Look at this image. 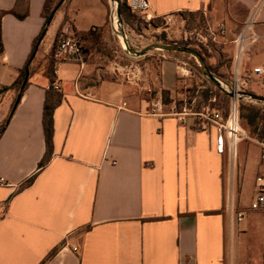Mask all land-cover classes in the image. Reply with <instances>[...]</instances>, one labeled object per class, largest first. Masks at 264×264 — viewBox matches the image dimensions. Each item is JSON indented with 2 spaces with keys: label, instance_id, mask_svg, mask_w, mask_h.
<instances>
[{
  "label": "crops",
  "instance_id": "0c3cea01",
  "mask_svg": "<svg viewBox=\"0 0 264 264\" xmlns=\"http://www.w3.org/2000/svg\"><path fill=\"white\" fill-rule=\"evenodd\" d=\"M18 0H0V11ZM46 0L2 19L0 50V264H236L237 227L227 213L232 167L216 147L217 131H200L111 81L94 82L91 62L55 60L63 95L54 112V150L43 124L49 56L65 16L77 32L108 33L103 0H65L30 62L29 85L9 121L19 77L42 31ZM150 17L204 12L226 28L219 69L264 97V0H149ZM22 4L21 11L25 8ZM256 9L258 40L237 61L235 42ZM177 64L163 62L162 86H175ZM54 83V84H55ZM241 144V143H240ZM249 158V157H248ZM247 158V167L252 165ZM264 173V161L255 162ZM246 167V168H247ZM249 168V167H248ZM32 176L34 182L24 187ZM247 189H256V178ZM242 236L249 240L250 222Z\"/></svg>",
  "mask_w": 264,
  "mask_h": 264
},
{
  "label": "rangeland",
  "instance_id": "374dc122",
  "mask_svg": "<svg viewBox=\"0 0 264 264\" xmlns=\"http://www.w3.org/2000/svg\"><path fill=\"white\" fill-rule=\"evenodd\" d=\"M110 6L108 33L102 36L103 51L90 50L87 61L91 62L94 82L111 81L125 87L129 96L143 100L150 109H160L165 114L174 112H202L207 109L219 110L223 117H228L231 97L217 87L201 70L199 61L185 54H168L163 50H152L144 56H135L126 49L121 29L124 28L131 47L142 50L149 45L177 44L186 46L201 53L208 67L219 66V52L222 51V34L204 12H182L175 15L155 17L151 20L135 15L132 26L118 25L117 3L107 0ZM127 0H121L127 5ZM134 15V14H133ZM107 51V52H105ZM108 53V54H106ZM110 54V56H109ZM49 60V56L47 55ZM170 60L176 63L177 74L175 86L167 90L162 86L163 62ZM50 61V60H49ZM50 63V62H49ZM223 87L232 94L236 79L229 73L217 69L213 73ZM220 89L221 92L218 90ZM241 91L256 94L251 87L245 86ZM226 95H224V94ZM258 95V94H256ZM255 105L264 108V102L249 97L240 99V124L250 138H254L256 129L248 125V112H242V106ZM1 127V126H0ZM255 129V130H254ZM241 143V144H240ZM238 144L236 155L227 153L232 167V185L227 190V213L237 227L236 247L231 258L236 264H264V212L250 209L256 189H247L244 183L252 185L258 176L264 177L263 171H256L255 162L259 160L260 149L252 139H245ZM249 157V158H248ZM247 158L253 162L247 167ZM247 167V168H246ZM240 214L245 215L238 221ZM250 222L249 240L242 233L246 232Z\"/></svg>",
  "mask_w": 264,
  "mask_h": 264
},
{
  "label": "built area",
  "instance_id": "2783aa9c",
  "mask_svg": "<svg viewBox=\"0 0 264 264\" xmlns=\"http://www.w3.org/2000/svg\"><path fill=\"white\" fill-rule=\"evenodd\" d=\"M127 5L130 10L144 18L153 19L148 14L152 6L149 0H127ZM256 9L248 17L244 30L238 34L235 42L238 46L237 61L240 60L242 54L246 51V43H254L258 40V35L254 30ZM218 31L224 35L226 28L223 24L218 25ZM54 58L60 62L75 63L83 67L86 64V55L83 42L77 37L75 29L66 24L60 33L57 46L54 50ZM254 73L260 77H264V70L262 68H255ZM234 93L231 97L228 117L225 119L219 110L207 109L202 112L189 113L187 110L183 112H174V115L180 121H184L186 117H194L196 128L200 131H217L216 147L219 153H226L236 155L238 144L245 139H252L260 149L261 160L264 161V122L260 123L255 133L254 138H250L247 132L240 124V99L239 94L241 88L248 85L246 79L236 80ZM54 88L59 90V85L54 84ZM5 181L0 178V185H4ZM250 209L254 211L264 212V177L258 176L256 178V194L251 202ZM245 219L244 214H240L238 221Z\"/></svg>",
  "mask_w": 264,
  "mask_h": 264
},
{
  "label": "trees",
  "instance_id": "16d2710c",
  "mask_svg": "<svg viewBox=\"0 0 264 264\" xmlns=\"http://www.w3.org/2000/svg\"><path fill=\"white\" fill-rule=\"evenodd\" d=\"M62 0H46L43 6V10H42V15L45 18V24L42 28L41 33L39 34V36L36 38L35 42H34V47H33V51L29 57V60L27 62V64L25 65V67L21 70V73L19 75V77L17 78V80L10 86L7 87L8 89H14L16 91V97L15 100L12 104L10 113L6 119V122L9 121V119L11 118L12 114L14 113L17 105L19 104L22 94L23 92L26 90V88L29 85V80L28 82L24 85V81L27 77V75L30 78V62L33 59L34 53L37 50L39 44L43 41V39L45 38V35L47 33L48 27L51 24V22L54 19L55 13L57 10H60L61 7L63 6V4L61 6L60 2ZM106 4H108L107 0H103ZM22 4H25V8H23L21 11H19V8ZM121 12H122V17L123 20L126 24L132 26V20L134 19L135 15H138L134 12H132L130 10V8L126 7L125 4H122L121 6ZM14 14L17 18L19 19H25L29 13V4H28V0H18L17 1V5L14 9L9 10V11H0V50H2V19L3 17L8 14ZM134 14V15H133ZM69 17L68 15L65 16V20L63 23V27L66 24H69ZM62 27V28H63ZM62 28L59 30L56 39L54 41L52 50L49 54V68H48V77H49V89L47 91L46 94V99H45V103H44V115H43V124H44V131H45V138H46V154L43 158V160L40 162L39 164V168H44L50 161L52 154H53V150H54V142H53V137H54V112L55 109L61 104L62 100H63V95L62 93L59 92V90H56L54 88V83H55V58H54V50L57 46L58 43V39L61 33ZM77 37L83 42V46H84V50H85V55H86V61L89 57L90 54V50L95 49L98 51H103L104 48H101V44H102V36L103 33L100 29L95 28L93 30H90L88 32H77ZM90 49V50H89ZM196 51V50H195ZM107 52V51H105ZM168 54L172 55V54H185L187 56H191L189 54L186 53H182V52H178V51H171L168 52L166 51ZM198 52V51H197ZM199 53V52H198ZM108 54V53H106ZM201 54V53H200ZM110 56V54H109ZM193 60L196 62L194 57ZM208 67V66H207ZM219 68H212V67H208V69L212 72L215 73L216 70ZM200 70L203 72L202 68H200ZM220 92L221 90L218 89ZM224 94V93H223ZM226 95V94H224ZM248 112L249 115L248 117L245 116L244 114L242 115V118L244 119H248V125L251 127H254L257 131L259 124L262 122H264V108L261 107H257L255 105H246V106H242V112ZM5 125H2L0 127V134L1 131L4 129ZM254 129V130H255ZM35 180V176L30 177L25 183H24V187L31 185Z\"/></svg>",
  "mask_w": 264,
  "mask_h": 264
},
{
  "label": "water",
  "instance_id": "95a60500",
  "mask_svg": "<svg viewBox=\"0 0 264 264\" xmlns=\"http://www.w3.org/2000/svg\"><path fill=\"white\" fill-rule=\"evenodd\" d=\"M65 0H62L60 2L61 6L64 3ZM115 2L117 3V18H118V25L122 26L123 25V17H122V12H121V6H122V2L121 0H115ZM122 32V37H123V41L125 44L126 49L129 51L130 54L135 55V56H144L146 55L149 51L152 50H163V51H178V52H182V53H186L189 54L193 57H195L199 63L200 66L203 70V73L217 86L219 87L221 90H223L224 92H226L227 94L233 95L229 90L225 89L223 87V83L208 69L206 61L204 59V57L198 53L197 51H195L194 49H191L189 47L186 46H180L177 44H160V43H155L152 45L147 46L146 48L142 49V50H135L131 47L127 35L125 33L124 28L121 29ZM29 80V76L27 75L25 81H24V85L28 82ZM241 95V97H249L253 100L256 101H261L264 102V97L260 96V95H256L253 93H249L246 91H241L239 93Z\"/></svg>",
  "mask_w": 264,
  "mask_h": 264
}]
</instances>
